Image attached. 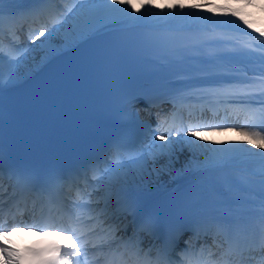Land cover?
<instances>
[{
  "label": "snow or ice",
  "instance_id": "6c2138e0",
  "mask_svg": "<svg viewBox=\"0 0 264 264\" xmlns=\"http://www.w3.org/2000/svg\"><path fill=\"white\" fill-rule=\"evenodd\" d=\"M13 0H0V17L4 15L5 5L12 3ZM34 7L30 10L31 14L39 15L46 11L48 5L54 4L56 0H32ZM76 2H79V8L76 12L72 13V9H68V12L72 13L73 18L83 12L85 8L91 18L95 19H107L118 21H137L142 19L139 15H133V13H139L140 9L133 6L132 0H74L73 7L76 6ZM113 5H119V7H113ZM146 5L155 7L152 0H143L140 3V8H144ZM175 7V6H173ZM181 11L179 14L173 13L172 17L160 16L156 12H148L145 15L155 17L159 20L167 18H175L180 15L181 18L187 15H194V13H185L183 11L184 5H179ZM193 8L210 7L209 5H193ZM233 16L237 15V12L232 11ZM10 15H12L10 13ZM61 19L53 21V28L48 30L47 39L41 41L37 46L39 49L44 50L54 42V37L61 31L60 27L56 25L61 24ZM66 23V20L63 21ZM247 23V21H245ZM250 26V25H249ZM99 30V29H97ZM264 35V32L261 33ZM42 36H45V29L39 30L38 34L30 32L28 38L31 43L35 44L37 40H40ZM188 49H182L180 47H173V52L177 56H181L184 51ZM32 51L31 49H25V52ZM23 60L19 57L15 58V70L19 69ZM261 70L260 81L256 85L260 96H264V57L260 58ZM15 72L10 71L9 82H11ZM3 57L0 56V82L3 81ZM0 94H3V87H0ZM261 112L264 113V100L260 101ZM166 123V122H164ZM164 123L157 126L154 132H150L151 144L147 148H135L130 147L127 142H119L116 145L117 148V163L109 165L106 160V154L97 155L87 162L82 168L74 170L68 174V179L75 177L77 180L84 179L85 189L89 188L87 181V173L89 169H92L97 175L93 176V179H100L102 175L108 177V187L102 197H98L96 203H100L103 200L104 207L99 210L88 207L93 203L91 197L93 192H97L100 189V185H93L89 191L82 190L77 187V200H82L83 203L73 202V209L75 213L66 212L62 208H57L54 212L52 208H49L48 214L43 213L41 209V215L39 218H33L31 223L20 221L19 223H13L8 225V221H0V235H4L7 231L15 232L18 228L27 231H46L53 230L58 231L62 235L67 234L68 239L63 243H55L47 249L34 252L33 255L41 261V264H89V247L96 250V256H103L105 264H217V261L213 259V253L211 251H205L202 247L199 250H193L191 248L181 249L179 251V259H177L178 242L171 235L167 233L164 235L162 243L157 247L150 245L147 250L142 247L143 241L138 240V233L145 228L149 231H154L156 225L153 223V217L151 214H145L140 212L137 203L132 199L123 186L113 191L112 182L114 177L116 182H119V177L115 176L116 173L120 176H127V169H136L137 171H143L146 169L148 159L152 161L158 160L160 157L167 156V164L171 166L178 157L175 156L176 145H187L194 150H198L207 153L204 161V166L201 168L200 164L196 167L203 171L214 170L224 167L230 160L242 158V157H257L260 161L257 175L259 177L256 182L258 191L254 192L251 198H240L223 202L219 210V214H213L206 220L197 221L195 224L196 231L202 228L215 226L218 232L223 233L225 236V244L227 248L222 257H230L236 251L241 254L244 248L241 247L238 237L241 232L249 227L248 224L242 223V215L245 211V207H250L254 210L255 216L252 220V224L255 230H258V242L261 246H264V127H261L259 131H242L241 134L248 136L251 139L257 141L254 145L256 148L262 151L252 152L250 149H244L239 147L230 148H206L204 144L197 143L198 140H202L200 133L202 131H217L227 130L223 126L213 125L203 121H188L181 120L178 124L173 118L172 124L165 128V131H161V127H164ZM149 129L151 126H148ZM2 132H0V214L4 213L2 192L6 191L4 186V163L2 152ZM166 133V134H165ZM179 137V139H176ZM193 137L194 139H188ZM161 141L162 143L156 144L155 141ZM166 142V143H165ZM214 143V142H213ZM121 153L128 156V162H123ZM191 163V162H190ZM101 164L104 165L103 171L101 170ZM153 172L159 175V169L153 167ZM15 175L17 183L20 185L24 193H36V200L43 198L46 192L50 193V189L54 181L62 180L65 177L59 173H50L43 178H37L33 173L29 171L17 170L15 173L9 172V178ZM251 182L246 178L235 185L236 191L247 190V186ZM229 187L233 185L230 182ZM50 198V197H49ZM115 198L117 207L113 210L112 218L116 220V223H107V217L109 205L111 200ZM33 200V203H36ZM51 202V201H50ZM20 215L23 212L17 208ZM85 212L87 216H85ZM95 213V214H94ZM130 214L133 216L132 227L133 233L127 238L119 236L121 231L119 225V216ZM9 214L12 215L15 221V214L9 209ZM65 216L67 217L65 219ZM129 225H123V231L127 233ZM0 253H3L6 264H18V261H14L13 254L15 249L9 248L6 244L0 243ZM83 256V260L75 259ZM227 264V261H225Z\"/></svg>",
  "mask_w": 264,
  "mask_h": 264
},
{
  "label": "bare ground",
  "instance_id": "6f19581e",
  "mask_svg": "<svg viewBox=\"0 0 264 264\" xmlns=\"http://www.w3.org/2000/svg\"><path fill=\"white\" fill-rule=\"evenodd\" d=\"M257 1L260 0H238L237 2L219 0L218 3H212L211 0H152L155 7H150V10L147 11L156 12L160 16L172 17L173 13L179 14L181 11L179 5L181 4L185 6L183 9L185 13H194V15L182 18L177 15L175 18L159 20L143 13L142 9L149 7L146 5L144 8H140V3L143 0H133V6L140 9L139 13H133V15H139L142 19L129 22L146 25L144 28L147 33H157L158 39L153 46L154 51L148 52L144 57L153 62L160 61L164 64V69L159 74L160 77H166L169 81H181L188 90L200 94L202 97L207 95L213 97L218 93L220 95L229 94L240 88L256 87L260 81L259 73L262 67L260 58L264 57V35H261L264 32V9L257 7ZM261 1L264 3V0ZM83 2L86 3V0ZM73 3L74 0L66 1L64 4L66 10L61 17L62 22L56 25L61 28L57 34L60 38L57 39L56 35L54 42L44 50L37 46L41 41L47 39L45 37H41L35 44L26 45L25 47L28 46V49L32 51H28L30 57H24L28 62L21 63L18 70H15L14 59L3 62L4 78L2 82L4 85L32 73L48 57L50 49L69 45L91 26L104 22L99 17L91 18L87 8L74 19L72 13L79 8V2H76L75 7H73ZM193 5H209L210 7L193 8ZM113 7H119V5H113ZM70 8L72 13L68 12ZM232 11L237 12V15L233 16ZM64 20L66 23L63 22ZM106 21L112 20L106 19L104 23ZM0 22L10 23V18L2 16ZM147 26L155 28L157 31L153 29L155 31L153 32L147 29ZM71 28L75 29L74 33L71 32ZM197 38L202 41H195ZM21 45L16 44L15 47L19 48ZM174 46L188 50L184 51L181 56H177L173 52ZM0 56L3 57L2 54ZM10 71L15 72L11 82H9ZM258 95L260 96V93ZM253 97L254 95H247L245 99ZM200 135L202 140H198L197 143L204 144L206 148L239 147L257 153L262 151L249 143L250 137L244 136L240 132L228 133L222 130H208L202 131ZM188 139L194 138L188 137ZM157 142L158 144L162 143L159 140ZM183 146L186 150L182 151L176 146L175 151V156H180L182 161H174L171 166L167 164V161L147 162V174L144 176L141 171L132 169L133 171L128 172L126 176L129 178V182L140 189L144 188L153 193L166 192L175 186L173 179L177 173L181 172L189 187L200 196L196 210H199L198 213H201L205 220L213 214H219L223 202L232 201L237 197L250 199L252 194L259 190L256 184L259 177L254 175L258 172L260 165L257 157L233 159L222 168L203 171L196 165L200 164L201 168L204 166L207 153L194 150L187 145ZM153 167L160 170L159 175L152 171ZM242 178H246L251 183L247 186V190L236 191L235 185ZM230 182L233 185L232 188L229 187ZM98 197V192L92 196L95 201ZM98 204L95 206L96 210L100 209ZM246 208L248 209V207ZM250 211L253 215L248 221L250 224L247 229H254L252 220L255 212L252 208ZM244 217L242 215V218ZM258 263L264 264V254Z\"/></svg>",
  "mask_w": 264,
  "mask_h": 264
},
{
  "label": "rangeland",
  "instance_id": "374dc122",
  "mask_svg": "<svg viewBox=\"0 0 264 264\" xmlns=\"http://www.w3.org/2000/svg\"><path fill=\"white\" fill-rule=\"evenodd\" d=\"M237 1H238V0H234V2H237ZM256 4H257V3H256ZM257 7L264 9V3L261 2V1H259V3L257 4ZM261 127H264V123H262V122H258L257 125H256L255 130H256V131H259ZM252 131H253V130H252ZM240 133H241V132H240ZM250 139H251V138H250ZM256 143H257V141H255V140H253V141L251 142L252 145H255ZM183 150H184V148H183ZM177 157H178V156H177ZM166 158H167V156L160 157V158L158 159V161L163 162L164 160H166ZM178 158H179V159H178V160H175V161H180V160L182 161V159L180 158V156H179Z\"/></svg>",
  "mask_w": 264,
  "mask_h": 264
}]
</instances>
